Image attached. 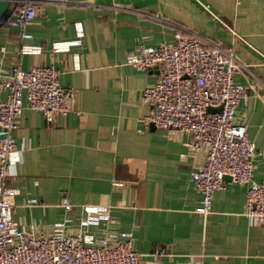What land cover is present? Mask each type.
<instances>
[{
  "label": "crops",
  "instance_id": "0c3cea01",
  "mask_svg": "<svg viewBox=\"0 0 264 264\" xmlns=\"http://www.w3.org/2000/svg\"><path fill=\"white\" fill-rule=\"evenodd\" d=\"M208 5L209 11L202 5ZM9 15L0 23V76L15 66L52 65L73 92L71 111L46 121L24 108L10 185L12 218L24 229L103 234L86 224L87 207H107L111 228L132 233L139 264H263L264 224L246 215V185L226 182L211 210L196 211L201 194L190 178L203 153L189 136L144 123L151 112L141 91L160 68L138 71L129 58L140 46L158 47L198 36L227 49L240 66L233 81L245 89L235 121L256 149L251 180H264V0H43L26 31ZM20 44L39 47L21 54ZM66 197L71 209L65 211ZM165 249L166 253L153 257Z\"/></svg>",
  "mask_w": 264,
  "mask_h": 264
},
{
  "label": "built area",
  "instance_id": "2783aa9c",
  "mask_svg": "<svg viewBox=\"0 0 264 264\" xmlns=\"http://www.w3.org/2000/svg\"><path fill=\"white\" fill-rule=\"evenodd\" d=\"M41 2L12 0L10 21L19 28L20 40L32 39L26 26L36 17ZM202 6L211 13L208 5ZM39 50L19 46L21 54ZM129 64L138 71L160 68L157 80L141 91V102L151 107L143 122L187 134L189 150L203 153L190 173L201 194L196 211L202 215L210 212L214 192L226 185L224 176H229L230 182L247 187L245 206L250 222L264 224V180H251L256 149L245 125L234 118L237 105L246 96L244 87L233 81L240 63L232 53L201 37L177 32L172 44L140 46ZM58 74L52 65H38L30 69L15 66L7 77L0 76V264H139L132 233L111 228L107 207H87L86 224L103 221L106 226L98 235L68 232L60 223L43 233L24 229L12 218V199L18 189L8 179L19 157L13 132L25 107L42 113L48 122L70 113L73 92L60 86ZM61 206L68 211L72 205L63 197ZM165 253L160 249L153 257Z\"/></svg>",
  "mask_w": 264,
  "mask_h": 264
},
{
  "label": "water",
  "instance_id": "95a60500",
  "mask_svg": "<svg viewBox=\"0 0 264 264\" xmlns=\"http://www.w3.org/2000/svg\"><path fill=\"white\" fill-rule=\"evenodd\" d=\"M12 0H0V23L3 22L4 20L7 19L8 15H9V7L11 5ZM157 66L154 67V69H156ZM211 110H215V109H211ZM153 127L154 125L152 123H150ZM224 180L226 182H229L231 179L229 176H224Z\"/></svg>",
  "mask_w": 264,
  "mask_h": 264
}]
</instances>
